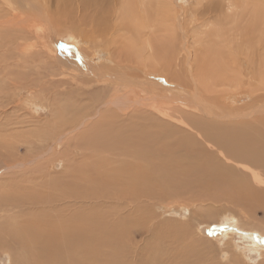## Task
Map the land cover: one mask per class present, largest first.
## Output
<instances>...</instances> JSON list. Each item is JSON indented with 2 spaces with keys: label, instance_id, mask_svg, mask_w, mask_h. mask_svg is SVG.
I'll list each match as a JSON object with an SVG mask.
<instances>
[{
  "label": "bare ground",
  "instance_id": "6f19581e",
  "mask_svg": "<svg viewBox=\"0 0 264 264\" xmlns=\"http://www.w3.org/2000/svg\"><path fill=\"white\" fill-rule=\"evenodd\" d=\"M129 1H131L129 5H119V7H116L118 0H48L49 4L47 5L54 4L56 6V12L53 14L49 10L47 13H49L50 18L53 20H58L64 16L69 17L68 19L70 23L68 27L72 30H79L82 34H84L85 31L88 33V38L108 34L109 32L111 33V31L112 33H116L121 31L120 29H122V26L126 25V23L134 24V27H138V32L140 33L141 31V34H143V29L149 27L152 28L153 23L144 19V17L141 19L139 13H136L135 15L131 14L130 12L133 13L134 10V8L131 7L134 0ZM135 1L140 3L139 0ZM218 1L219 0H215L208 3V7L204 11V16L201 15L202 20H199V24L203 25L204 21H207L206 23H208L212 19L219 22V20L221 21L220 17L222 14V18H228V15L232 16L233 18H237V12H235L237 9L235 1L237 0ZM27 3L31 4L30 8L34 12L38 10L41 14V12L45 11L44 5H41L39 0H27ZM9 4L10 1L5 0V6L9 7ZM139 7H141L140 12H142L144 9L143 5ZM225 11L228 14H226ZM73 15H75V17H73ZM122 15H125V17H120ZM128 17L130 18L128 19ZM203 17L205 18L204 20ZM126 18L128 20H126ZM111 19H113L112 21H114V23L110 22ZM122 19L125 21V24H122ZM117 20H119V22H117ZM9 21L11 20L8 19V22ZM151 32L152 30L150 33ZM227 36L230 37V35ZM227 36L224 41L226 44L223 43L225 45L222 44V46H220V52H213L214 49H211L213 48L212 45L209 49L211 52L208 50L211 55L209 53L208 55L210 56H207V53L203 54V66L204 63H207L205 62L207 59L213 63H216L215 59H217L216 61L218 63V59H221V57H223L224 65L234 64L233 66H235L237 64L236 61L241 59L240 55L245 56L249 61H255L254 56H257L258 54L255 51H257L259 47L254 45H252V47L250 42L248 43L250 45L247 46L248 48H244L245 46L241 48V45H239L240 48L239 46L238 48H233V44L231 42L234 39H237L238 35L234 36V39L229 40ZM239 37L244 36H238V39ZM74 38L75 37H73V35L71 36V34H69L67 40L71 43H74ZM251 38L248 37L243 39H247V44V41L249 42L248 39ZM155 39L153 38V41H155ZM261 40L263 41V39ZM261 40L259 41L261 42ZM140 41L143 43V47L140 49V51L145 49L143 51L145 52L147 49V53L149 55H146L144 58H147L148 60L143 59V61L145 60L144 65L142 67L140 66L142 69L137 66L138 68H136V70L139 72L133 70L132 68V72L135 71L137 73L133 72L132 74V72H129V77H131V79L124 76V67L120 63L123 60L119 59L121 58L120 52L122 53V50L124 51L123 46L125 45H119L118 47L109 49L110 55L108 56V59L110 62H115L114 65L116 64L117 66L123 68L118 70L110 69L111 71L104 73V78L107 79L108 76L111 78L108 81L110 85H107L104 90L101 89V91L103 90L106 92L102 102H97L99 104L95 103L93 106V108L98 106L95 112L99 114L98 118L95 119L94 122L87 125V120L89 119V115H91V113L87 112V108L85 107L80 106V109L77 107V112L72 114L69 110L68 115H64L67 108H60V114L63 118L58 122H61V125L55 124L54 126L52 124V130L46 132L45 134L37 135L36 132L35 135H25L23 136L25 137L24 142L18 139L20 135L17 137L15 136L18 139L16 142L31 144L30 147L27 146L28 150H25L26 155L24 154V157L17 158L15 156L9 155L8 159L4 162V166L9 169L11 168V170L12 168L18 167V165L22 167V170L19 172V174H17L18 176L16 178L5 181V190L2 196H0V205H4L6 209H15L12 211V216L6 218L3 223H0V248L2 247L5 251L11 252L14 260L15 257H18V261H16L15 264H158V251L154 248V245L150 244L151 242L146 244L147 250L145 251L146 256H151L150 260H148V258L146 260H142V258L139 256L140 258L136 262L132 261L133 263H131L129 259L127 260L124 256H114L111 252L113 251V246L117 244L120 252H122L120 245L123 246V242L125 243V240H127L128 243L130 231L132 230L133 226L136 227L138 223L132 219L135 223L130 229V226H128L129 224L127 225L128 221L132 222L130 218H127V220L125 217L116 216L117 214H108V216L104 217L100 212L94 211L95 203H92V205L88 203L95 198H104L103 196L108 193L113 195L119 190V188H121L119 191L122 192L129 190L133 197H139L136 198V201H138L143 196L147 198L163 195L165 196V194L168 193H176L180 189L181 191L183 190L187 192V187L193 185L198 189L200 187L201 190L199 191L203 192V199L204 196H207L210 199L214 198L211 200L214 201L216 198L221 196L227 198L230 202L236 205L235 210L233 209L224 211L222 217L220 216V218H217L215 222H226L233 226H238V228L243 230L248 228L246 234L248 237V243L250 244L249 249L254 253L253 261L257 259V264H264V247H262L261 244H259L260 242L257 240V238L259 239V234L264 235V116L255 119L253 117L254 120H251L250 118L252 117H250V114L252 115L254 110L250 109V111H248L249 109H246V111H243L244 108L242 109L243 113L240 112L239 117L248 116L245 117V119L231 115L235 113H227L226 111H223L224 113L221 116L218 113V119H210V122L208 119L209 117H206L208 119L206 120L201 117L191 116V113L189 114L188 112V104L191 105V107H193L195 110H201V112L203 111V114L207 115H211L213 111L215 112V110H212L211 107L213 105H209L206 102V98L203 99L202 93H200L201 95H197L194 92L189 93L190 89L185 88V90L182 87L181 81L179 80L180 78L175 72L176 64H173L171 59L162 57H158L157 59L154 58V53H156L157 50L154 45L155 42H152L151 45L150 38L145 40L141 39ZM250 41H252V39ZM238 42L235 43L243 45L240 40ZM109 43L111 45L114 43L117 44L118 40L117 38H112L107 44L109 45ZM136 43L137 41L134 40V42H130L127 47L132 46V48H134L133 45ZM262 43L264 42L260 43L263 47ZM146 44L150 47L144 48V45L146 46ZM255 45H258V43ZM190 48L188 46V49L185 50L187 52H185L186 56H184L185 59L183 66H185V69L190 72L189 74L191 75L193 83H195L194 87L197 88L196 86L199 82L202 83V80L203 83L207 84L208 82L209 84L210 79H208L209 81L207 80V77L209 76H205L204 73L202 74L198 70L195 71V69L198 68L197 66L200 65L202 57L198 55L197 52L193 51L194 48L192 50V46ZM221 48L223 49L221 50ZM204 51H206V49ZM222 51H224L225 54ZM212 54L213 57L215 56L214 54H216V58H214L213 61H211L213 59ZM219 54L223 55L220 56ZM115 57L117 58L116 60ZM257 58L259 59L258 56ZM70 59L74 62V58L72 59V57H70ZM80 59H82L81 63L85 65L87 69H90L89 57L84 55L83 58L80 56L79 60ZM262 59L258 60V63L261 65L259 69L257 68L258 71H255L259 73L257 74L258 77L253 75L254 78L257 77L260 82H264V72H261L260 70L264 66V60ZM114 65L112 64V66ZM250 65H252V63ZM216 67H218V65H216ZM218 68L223 69V66ZM222 69L220 70L221 72L223 71ZM229 69L230 68H228L227 71L228 75L224 79L225 81H234L235 77L231 73L232 71L230 72ZM96 71L97 68L95 72ZM212 73L214 74V72ZM149 76L155 77V80ZM126 79H129V81L136 80V87H138L139 90L144 93L143 95H145L146 98L150 97L152 99L150 100L151 102L147 99L151 107H154L157 104H155V101H153L155 98H160L167 104L175 102V100L180 101L182 106L180 105L181 107L179 106V108L185 110L187 109L189 114L184 115L182 113V115L185 116L184 119L182 116L178 117L179 122H181V124L183 123L182 125H184V127L181 126L182 128H179L176 125V127H171L168 126V122H158L159 120L156 122L155 119L151 121L150 118H153L154 115H150V112L148 114H144V112L140 110V107L143 105V103L139 105V107L136 105H128L126 104L127 102L123 103V101L117 103V101L123 96V92H121V90L124 89L118 84ZM71 81L73 80L71 79ZM130 84L132 83L130 82ZM262 84L264 85V83ZM191 86L193 87V85ZM207 86V88L214 87L212 85V87H209V85ZM79 88L82 87L80 86ZM198 89L197 92H199ZM203 91V93H207V90L206 88L204 89V87ZM126 94L130 93L127 92ZM124 97L125 95L123 96V99H125ZM123 99L121 98V100ZM127 101L129 102V100ZM56 103H58V101ZM116 103L117 106L115 105ZM217 104L218 103L216 102V105ZM111 105H114V107ZM263 105H261V107H264ZM70 106L75 107L73 103H71L68 107ZM143 106V109H148L145 105ZM172 107L174 111L176 107ZM219 108L222 109L221 106ZM257 108H259L261 112V108L259 106ZM157 110L159 111H157L158 114L162 115L163 117H172V114L169 111L168 113H165L166 109L165 112H163L160 108ZM219 111L221 112L220 109ZM238 113L239 112H237L236 115H238ZM228 116H230V119L233 118L236 121L241 119V125L239 124L240 126L237 127L235 126V123L229 125V122H226V124H228L227 126L222 125L219 117L221 119L225 117L226 119ZM65 122H67L66 125L64 124ZM84 124L87 126L85 127ZM78 125L85 127L83 128L85 130L81 131V133H78L76 131ZM194 136L200 142H198ZM13 138L14 136L8 135L6 140L4 137L1 139L4 142V145H6L5 141H8L9 144H12L11 140H13ZM52 139L59 142L58 147L63 145V148H73L71 151L74 152L78 150L76 148L79 146L84 149L80 155V160L78 161H73V158L69 157L63 158V162L67 161V163H69L65 165V168L70 173V176H67L68 178L61 179L62 176L59 177L57 174L53 176L49 175L47 171L54 167V163L45 165V161L41 160L44 152L43 147L47 145L46 141H51ZM201 142L205 144L202 146L200 144ZM13 143L15 144V142ZM20 143L16 145L14 150L18 149ZM207 148H214L216 151L208 150ZM103 152H106V155H104ZM220 158H222V160ZM37 159L40 161L33 163L36 164L35 167H26L27 164L31 163L32 161H36ZM230 159L239 163L236 165H239L243 169V173H239L236 171V169L233 170L234 167L231 168V165V167L228 166L227 162ZM97 165H100V167L103 168L97 169ZM18 170L19 169H16L15 171ZM182 175H194L195 178L192 183L189 181V184H187L186 182H188V179L186 182L182 179H179V177ZM153 179H158V181L155 182ZM192 179L193 178H191V180ZM99 187L103 190L101 189L102 191H99ZM107 188L110 189L106 191L105 189ZM115 189H117V191H115ZM193 189L194 188H192V190ZM101 192H103L104 195ZM201 192L199 194H201ZM112 195H110V197ZM197 196L198 197L196 199L200 198V195ZM209 198L206 200H209ZM122 199L126 200V198L123 197ZM125 200L123 201L125 202ZM136 204L138 205L141 203L137 202ZM209 204H211V202ZM113 206H115V204ZM141 206L143 205L141 204ZM114 209L117 210V208ZM257 209L262 211L263 217L261 219H255V215H252V212L254 211L255 214V210ZM124 210L126 211V208H124ZM142 211L146 210L142 209ZM133 212H135V210ZM148 212L150 213V211ZM142 215L144 214L142 213ZM137 218L139 219L140 217L137 216ZM142 226L143 225L141 224V227ZM135 227L133 230L136 229ZM157 230L158 229H156V231ZM180 235L183 237V234ZM157 237H159V235H157ZM97 245L108 246L110 253L106 258L99 259L96 257L95 246ZM193 246L190 247L193 248ZM233 246L236 248L235 245ZM164 264H172V262L164 261Z\"/></svg>",
  "mask_w": 264,
  "mask_h": 264
},
{
  "label": "rangeland",
  "instance_id": "374dc122",
  "mask_svg": "<svg viewBox=\"0 0 264 264\" xmlns=\"http://www.w3.org/2000/svg\"><path fill=\"white\" fill-rule=\"evenodd\" d=\"M0 1L3 5L2 6L0 3V196H2L5 190V181H7L8 179L16 178L18 176L17 174H19V172L22 170V167H20V165H18V167L16 168H12V170L11 168H6L4 166V162L8 159L9 155L15 156L17 158L24 157L26 155V151L28 150L27 146L30 147L31 145L30 143H20L16 141H18L19 139L24 142L25 137L23 136L31 134L35 135L36 132L37 135L45 134L46 132L52 130V124L54 126L55 124L61 125V122H58L63 118L60 114V108H67L64 115H68L69 110L72 114L74 112H77V107L79 109L81 107H85L87 108V112L91 113V115H89L90 117L88 120L84 118L85 120H87V125H89V123L94 122L95 119L98 118L99 114L95 112L98 106L96 108H93V106L97 102H102V99H104L106 95V92L103 90L107 85H110L108 81L111 78L109 76L107 79L104 78V73L107 71H111L110 69L118 70L124 67V71L122 70L125 74L124 76L129 77V72H132V68L133 70L137 71V66L142 67L144 65V61L148 60L147 58H144L146 55H149L147 53V49L145 52H143L145 49L143 51H140V49L143 47V43L140 41L141 39L145 40L147 38H150L151 45L152 42H155L154 45L157 50L156 53H154V58L157 59L158 57H162L166 59H171L173 64H176L175 72L180 78L179 80L181 81L182 87L184 89H190L189 93L194 92L197 95H201L200 93H202L203 99L206 98V102L209 105L214 106H212L211 108L212 110H215L216 114L213 111L214 114H211L213 117L210 114H208V116L207 114H203V111L201 112V110H195L189 104L188 111L187 109L185 110L179 108V106H182V104L178 100L167 104L160 98H155V100L153 101H155V104H157L156 106L151 107L149 105L148 100L150 101L152 99L150 97L146 98V96L143 95L144 93L140 91L138 87H136V80L129 81L131 77H129V79L121 81L120 84H118L121 88H124L123 90H121V92H123V96L125 95V99H123L122 96L121 98L123 100H121L120 98L117 103L123 101V103L127 102L126 104L128 105H136L138 107L143 103V105H145L148 109H143L144 106L141 105L140 110L143 111L144 114H148L149 112L150 115L153 114V118H150L151 121L155 119L156 122L157 120H159L158 122H168V126H177L179 128L181 126L184 127V125H182L183 123L181 124V122H179L178 117L182 116V118L184 119L185 116H183L182 113L184 115H187L188 112L189 114L191 113V116L201 117L206 120L209 119V122L214 119L217 120L218 115L220 114L221 116L224 113L223 111H226L227 113H235L231 115L239 117L240 112L243 113V111H246V109H249L248 111L252 109L254 111L252 115L250 114V117H252L250 118L251 120L264 116V107H261V105L264 104V93H262L264 92V85L262 84L264 82H260L257 79V74L259 73L255 72L256 70L258 71L261 65L258 63V60L262 58V60H264V43H262L263 47L260 44L261 42H264V35H262L264 34V0H237L235 1L237 5V9L235 10V12H237V18H233L230 15H228V18H222V14L220 17L221 21L219 20L218 22L212 19L208 23H206L207 21H204L203 25L199 24V20H202V16H204V11L208 7V3L215 0H139L140 3L134 0L131 6L134 8V10L133 13H130L133 15L139 13L141 19L144 17V19L153 23L152 28L149 27L143 29L144 32L146 31V34L144 32L143 34H141V31L139 33L138 27H134V24L126 23V25H123V28L120 29L121 31H118L116 33H112L111 31V33L109 32L108 34H103L101 36H94L93 38H88V33H86L85 31L84 34H82L79 30H72L71 28H69V17L64 16L58 20L51 19L49 13L47 12H49L50 10L53 14H55L56 6L54 4L47 5L49 4L48 0H39V3L41 5H44L45 8V11L41 12L42 15L39 13L38 10L35 11L36 13L32 11L30 8L31 4L27 3V0H9V7L5 6V0ZM130 2L131 1L129 0H118L117 6H115L119 7V5H129ZM142 5L144 9L142 10V12H140L141 7L139 6ZM110 6L113 7L112 5ZM225 13L228 14L226 11ZM73 17H75V15H73ZM120 17L124 18L125 15H122ZM129 18L130 17H128V19ZM8 19L11 21L8 22ZM128 19L126 18V20ZM204 19L205 18L203 17V20ZM112 20L113 19H111L110 22L114 23V21ZM117 22H119V20H117ZM122 24H125L124 20ZM159 24H161L162 27ZM151 30L152 32L150 33ZM69 34L75 37L74 43H71L67 40ZM227 35H230V37ZM237 35L244 37H239L238 39ZM226 36L228 40L234 39V36H237V39H234L231 42L233 44V48H238L239 45H241V48L244 46V48H246L250 45L259 47V49H256L257 51H255L258 53L256 54L259 59L255 55V61H257L252 62L251 60L249 61L248 59H246L245 56L239 54L241 59H238L236 61L237 64L235 66H233L234 64H228L229 66L224 65L223 57H221V59H218L219 64L216 61L217 59H215L216 63L210 62L207 59L205 61L207 63H204L203 66V54L207 53V56H210L211 50L209 49L212 45L213 48L211 49H214L213 52H220V46H222L223 43L226 44V42H224ZM248 37H252V41H250L251 39H248L249 42L247 41L246 44L247 39L243 38ZM112 38H117L118 45L116 43H114L113 45H111L110 43L109 45L107 44L108 41ZM153 38H156L155 41H153ZM240 38L245 41L243 42ZM261 39H263V41ZM134 40L137 41V43L133 45L134 48H132V46L127 47V45L130 42L133 43ZM237 40H240L243 45L236 44L238 42ZM259 40H261V42ZM256 42L258 43V45H255L257 44ZM248 43H250V45ZM119 45H125L123 46L124 51L122 50V53L120 52L121 58H119L123 60L122 62H120L123 67L117 66L116 64L114 65L115 62L112 63L108 59V56L110 55L109 49L118 47ZM188 46L189 48L192 46V50L194 48L193 51L197 52V54L202 57L200 65L197 66L198 68H196L195 71L198 70L202 74L204 73L205 76H209L207 77V80L210 79V81L208 80L209 84L208 82L207 84L203 83V80L202 83L199 82V89L198 85L196 86L197 88L194 87L195 83H193L191 75L189 74L190 72L185 69V66H183V62L185 59L184 56H186L185 52H187L185 50L188 49ZM145 47L150 46L146 44V46L144 45V48ZM204 48L206 49V51H204ZM222 49L223 48H221V50ZM208 50L210 52H208ZM208 53L210 55H208ZM84 55L88 56L90 59V69H87L85 65L81 63L82 59L79 60L80 56L81 58H83ZM214 55L215 56L213 57L212 54V60L209 58L211 61L216 58V54ZM219 55L222 56L223 54ZM70 57H72V59L74 58V62L71 61ZM116 59L117 58L115 57V60ZM143 59L145 60L143 61ZM251 63L252 65H250ZM112 64L114 66H112ZM216 65H218V67L223 66V69H219L218 67H216ZM141 67L140 69H142ZM96 68L98 72H95ZM228 68H230L229 71H232L231 73L235 77L234 81H225L224 79L228 75ZM263 68L260 69L261 72H264ZM221 69L225 73L223 71L221 72ZM212 72H214V74ZM253 75H256L257 77L255 76L256 78H254ZM149 77L154 78L155 80V77ZM71 79L73 81H71ZM130 82L132 84H130ZM191 85H193V87ZM207 85H209V87H214L207 88ZM80 86L82 88H79ZM203 87L204 89L206 88L207 93H203ZM101 89L103 90L101 91ZM197 89L199 90V92H197ZM252 90L256 91L253 92ZM125 92H128L130 94H126ZM127 100H129V102ZM57 101L58 103H56ZM159 101H162L161 104ZM216 102L218 103V106L216 105ZM71 103H73L75 107H68ZM117 103L115 104L116 106ZM111 106L114 107V105ZM157 106H160L159 108L163 112H165L166 109L165 113H168L169 111L172 114V117L167 118L163 117L162 115H159V111L157 110L159 108ZM172 106L176 107L174 111ZM220 106L222 107V109L219 108ZM258 106L261 108V112L259 108H257ZM219 109L222 113L219 111ZM179 110L181 111V114ZM237 112H239L238 115H236ZM206 117L209 118L207 119ZM229 117L230 116H228L226 119L225 117L222 119L219 117L222 122V125L227 126L228 124L232 125V123H235V126L237 127L241 125V119L239 120L238 118H236L238 119L236 121L233 118L230 119ZM245 117L248 116H241L239 118L245 119ZM226 122L229 123L226 124ZM64 124L66 125L67 122H65ZM80 125H78L76 129L78 133H81V131L85 130L83 128L87 126L86 124H84L85 127H82L83 125ZM191 130L194 131L193 129ZM8 135L14 136L13 140H11L12 144H9L8 141H5L6 145H4V142L1 138L4 137L6 140ZM15 136H19L18 139ZM13 142H15V144ZM19 143L20 146H18V149L14 150L16 145ZM46 143L47 145L43 147L44 152L41 160L45 161V165L54 163V167H52L51 170L47 171L48 174L52 176L57 174L59 175V177L62 176L61 179L68 178L67 176H70V173L65 168V165L69 163H67V161L63 162V158L69 157L73 158V161H78L80 160V155L82 151H84V149L79 146L78 148H76L78 150L74 152L71 151V149L73 148L65 147L67 148L65 149L63 148V145H60L59 148V142L54 139H52L51 141L47 140ZM200 144L203 146V144L205 143L201 142ZM207 149L216 151V149L214 148ZM103 154L106 155V152H103ZM220 159L222 160V158ZM37 161L40 160L37 159L36 161H32L31 163L27 164L26 167H35L36 164L33 163ZM227 163L229 167H234L233 170L236 169V171H238L239 173H243V169L239 165H236L239 163L232 161L231 159L228 160ZM96 167L97 169L103 168L100 167V165H97ZM16 169L19 170L15 171ZM182 176H180L179 179H182L185 182L188 179V182H186L187 184H189V181L192 183L195 178L194 175ZM191 178L193 179L191 180ZM153 180L155 182L158 181V179ZM190 187L196 190L193 189V191ZM190 187H187V192L183 190L181 191L180 189L178 191L179 193H168L165 194V196L163 195L153 198H147L143 196L138 201H136V198L139 197H133L129 190L122 192L119 191L121 189L119 188L118 191L117 189H115V191H117L115 194H105V196H103L104 198H95L94 200H92L93 202L90 200L91 202H89L88 204L92 205V203H95L94 211L100 212L104 217L108 216V214H117L116 216L125 217V219L130 218L131 220L134 219V221L138 223L136 227L133 226V228H136L134 229L136 231H134L132 225L135 222H133V220L132 222H127V225L129 224L128 226H130V229L132 228L133 230L130 231L128 243L127 240H125V243L123 242V246L120 245L122 252H120V249L117 244L113 246V251H111L114 256H124L127 260L129 259L131 263H133L132 261L136 262L140 257L142 258V260H146L147 258L148 260H150L151 256H146L145 251L147 250L146 244L151 242L150 244L154 245V248L158 251V264H164V261H171L172 264H257V259L253 261V251L249 249L250 244L248 243V237L246 234L248 228L243 230L238 228V226H233L226 222H215L217 218H220V216L222 217L224 211L233 209L235 210L236 205L230 202L227 198L221 196L214 200L215 203L214 201H211L214 198L210 199L209 197L204 196L203 199V192L199 191L201 190L200 187L199 189L194 187V185ZM99 189V191L103 190L100 187ZM109 189L110 188H107L105 190L108 191ZM200 192L201 194H199ZM120 194L123 195L121 196ZM110 195L114 197H110ZM197 195H200V198L196 199L198 197ZM122 197L126 198V200L122 199ZM208 198L209 200H206ZM123 200H125L126 203ZM137 202L141 203L143 206H141V204L137 205ZM210 202L211 204H209ZM112 204H115V206H113ZM124 205L127 207H125ZM4 207V205H0V223H3L6 218L12 216V211L15 210L13 208L10 210ZM114 208H117V210ZM124 208H126V211L124 210ZM141 208L146 210L147 212L142 211ZM133 209L135 210V212H133ZM258 210L260 209L255 210V214L254 211L252 212V215H255L254 217H256L255 219H261L263 217L262 211ZM148 211H150V213ZM142 213L144 215H142ZM137 216L141 219H138ZM141 224L143 225V228L141 227ZM156 229L158 230L156 231ZM180 234H183V237ZM157 235H159V237H157ZM257 240L260 242L259 244L264 247V235L259 234V239L257 238ZM233 245H235L236 248H234ZM190 246H193V248ZM95 253L97 258L103 259L108 256L110 250L107 245H97L95 246ZM16 261H18V257H15L14 260V257L11 252L5 251L2 247L0 248V264H15Z\"/></svg>",
  "mask_w": 264,
  "mask_h": 264
}]
</instances>
